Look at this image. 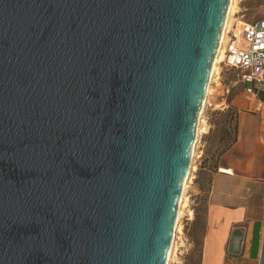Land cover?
Returning <instances> with one entry per match:
<instances>
[{
	"label": "water",
	"instance_id": "95a60500",
	"mask_svg": "<svg viewBox=\"0 0 264 264\" xmlns=\"http://www.w3.org/2000/svg\"><path fill=\"white\" fill-rule=\"evenodd\" d=\"M228 3L0 0V264L166 263Z\"/></svg>",
	"mask_w": 264,
	"mask_h": 264
},
{
	"label": "crops",
	"instance_id": "0c3cea01",
	"mask_svg": "<svg viewBox=\"0 0 264 264\" xmlns=\"http://www.w3.org/2000/svg\"><path fill=\"white\" fill-rule=\"evenodd\" d=\"M252 99L254 108L237 109L234 138L217 155L213 170H208L198 264H262L264 97L259 93ZM195 161L190 181H196L200 172Z\"/></svg>",
	"mask_w": 264,
	"mask_h": 264
},
{
	"label": "rangeland",
	"instance_id": "374dc122",
	"mask_svg": "<svg viewBox=\"0 0 264 264\" xmlns=\"http://www.w3.org/2000/svg\"><path fill=\"white\" fill-rule=\"evenodd\" d=\"M263 18L264 0H233L228 23L230 28H235V32H238L241 22H255ZM216 71L217 75L209 87V105L204 106L202 111L200 109V133L195 150V164H198L200 172L196 181L191 180L185 188L180 215L184 219H180L169 264H198L204 227L206 186L209 182L208 170H213L217 155L234 138L237 109L255 107L253 99L249 104L238 71L225 66L220 60L216 63ZM257 106L256 101V108ZM193 161L194 158L192 165Z\"/></svg>",
	"mask_w": 264,
	"mask_h": 264
},
{
	"label": "built area",
	"instance_id": "2783aa9c",
	"mask_svg": "<svg viewBox=\"0 0 264 264\" xmlns=\"http://www.w3.org/2000/svg\"><path fill=\"white\" fill-rule=\"evenodd\" d=\"M241 23L238 32H235V28H230L229 23L227 24L220 43L219 55H221L220 61L225 66L238 71L244 83V93L250 101L251 97H256L259 93H262L264 97V18L255 22L244 21ZM216 75L217 71L215 69L212 79ZM212 79L209 84H212ZM206 105H209L208 95L204 102V106ZM196 156L195 151L194 158ZM189 181L190 177L187 180L186 187ZM182 218L180 216L178 225ZM178 230L174 232V244Z\"/></svg>",
	"mask_w": 264,
	"mask_h": 264
},
{
	"label": "bare ground",
	"instance_id": "6f19581e",
	"mask_svg": "<svg viewBox=\"0 0 264 264\" xmlns=\"http://www.w3.org/2000/svg\"><path fill=\"white\" fill-rule=\"evenodd\" d=\"M232 4H233V0H229L228 7H227V12H226V18H225L224 26H223V29H222V34H221V37H220V41H219V44H218V47H217L216 54L214 56V59H213L212 65H211V72H210L209 82L211 81L213 73H214V71L216 69L217 61L221 59V55H219V53H220V43H221L222 38H223L224 30H225V28H226V26L228 24V21H229L230 10L232 8ZM209 87H210V84L208 83L207 88H206V95H205L203 103H202L201 111H202V109L204 107L205 99L207 98V95L209 93ZM201 111H200L199 117H198V124H197V130H196V143L198 141L199 133H200ZM196 143H195L193 151H192L189 170H188V173H187V175L185 177V181H184V184H183V187H182V191H181V195H180V201H179L178 210H177V219H176V223H175V231L178 229V221H179V218H180V215H181V207L184 204V192H185L187 180L189 179V176H190L189 173H190L191 168H192V160L194 158V152H195V149H196L195 148L196 147ZM189 214L191 215V213H189ZM173 245H174V237L172 239V243H171V246H170L169 253H168V256H167L165 264H169V260L171 258L172 252H173Z\"/></svg>",
	"mask_w": 264,
	"mask_h": 264
}]
</instances>
